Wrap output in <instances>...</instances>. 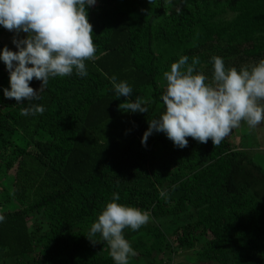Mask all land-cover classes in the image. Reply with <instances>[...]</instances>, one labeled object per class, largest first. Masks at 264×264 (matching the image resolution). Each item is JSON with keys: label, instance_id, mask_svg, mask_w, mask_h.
Listing matches in <instances>:
<instances>
[{"label": "trees", "instance_id": "obj_1", "mask_svg": "<svg viewBox=\"0 0 264 264\" xmlns=\"http://www.w3.org/2000/svg\"><path fill=\"white\" fill-rule=\"evenodd\" d=\"M87 12L96 46L87 76L50 78L31 102L0 89V262L115 264L99 234L86 237L115 192L117 203L151 215L124 235L137 253L129 264L185 250L193 264H264V157L226 138L214 146L189 137L181 149L154 131L141 143L165 111L163 73L181 56L198 57L208 82L213 56L226 69L264 59V0H96ZM113 75L132 88L130 101H148L147 113L119 110L126 98ZM30 103L43 114L21 116ZM178 217L169 234L154 223Z\"/></svg>", "mask_w": 264, "mask_h": 264}, {"label": "clouds", "instance_id": "obj_2", "mask_svg": "<svg viewBox=\"0 0 264 264\" xmlns=\"http://www.w3.org/2000/svg\"><path fill=\"white\" fill-rule=\"evenodd\" d=\"M96 0H0V26L14 32L12 43L17 51L7 46L0 51L9 72L10 88L3 90L5 98L17 103L39 100L38 93L50 78L68 77L75 70L80 77L87 76L86 61L96 59L93 26L89 22L87 8ZM179 12V8L177 9ZM23 32L24 38H18ZM211 81L202 71L198 57L189 63L188 56H181L163 73L166 82L161 100L165 111L152 119L144 132L141 143L152 133L162 132L178 148H185L191 137L199 143L212 141L218 146L241 123L255 129L264 123V59L251 67L227 68L223 58H211ZM41 81L39 90L30 87L33 79ZM117 98L125 102L119 110L147 113V100L128 98L132 88L125 81L110 77ZM45 111L42 105L29 104L20 109L21 116H35ZM161 196L165 192L161 191ZM118 193H112L108 202L91 224L86 236L92 243L99 234L109 248V256L115 264H129V258L137 255L124 236V230H139L151 220L150 212L117 203ZM5 219L0 215V222Z\"/></svg>", "mask_w": 264, "mask_h": 264}, {"label": "rangeland", "instance_id": "obj_3", "mask_svg": "<svg viewBox=\"0 0 264 264\" xmlns=\"http://www.w3.org/2000/svg\"><path fill=\"white\" fill-rule=\"evenodd\" d=\"M166 4L169 6L172 2H176L178 0H165ZM16 34L14 32H10L4 29L0 32V51L3 50L5 46H7L12 51H17L15 45L12 43L13 37ZM26 34L21 32L18 38H24ZM0 65L2 66L4 71L6 66L2 60H0ZM9 73V72H8ZM7 86V87H6ZM10 88L9 82L6 84L0 83V89ZM227 140H231L232 144L239 148V150L245 151L249 156H262L264 157V123H261L255 129H249L247 124L242 122L239 128L233 129L232 132L226 137ZM4 174L0 175V181H3ZM9 180H5L2 182L1 188H8ZM3 198L0 196V202H2ZM1 208V207H0ZM182 220L180 217L178 219L169 220L163 219L161 221L154 222L160 227H164L166 229V233L169 234L172 231L173 223L180 222ZM175 223V224H176ZM124 235H131L129 233V229L124 230ZM194 252L192 250L180 251L178 253H173L170 255V260L168 262H163L162 264H193ZM131 259H129L130 261ZM163 260V259H162ZM0 264H11V262H0Z\"/></svg>", "mask_w": 264, "mask_h": 264}]
</instances>
